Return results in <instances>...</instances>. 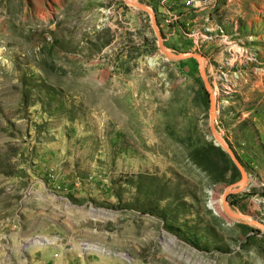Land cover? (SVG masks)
I'll use <instances>...</instances> for the list:
<instances>
[{"label":"rangeland","instance_id":"rangeland-1","mask_svg":"<svg viewBox=\"0 0 264 264\" xmlns=\"http://www.w3.org/2000/svg\"><path fill=\"white\" fill-rule=\"evenodd\" d=\"M0 264H264V0H0Z\"/></svg>","mask_w":264,"mask_h":264},{"label":"water","instance_id":"water-1","mask_svg":"<svg viewBox=\"0 0 264 264\" xmlns=\"http://www.w3.org/2000/svg\"><path fill=\"white\" fill-rule=\"evenodd\" d=\"M208 88L210 89L211 87L208 85ZM211 100H212V110H211V114L210 115L212 117V124H213L214 121H215V117H216V102H215L214 97H211ZM212 128L214 129V126L213 125H212ZM223 147H224V149L226 151H230L228 148H226L225 145Z\"/></svg>","mask_w":264,"mask_h":264},{"label":"bare ground","instance_id":"bare-ground-1","mask_svg":"<svg viewBox=\"0 0 264 264\" xmlns=\"http://www.w3.org/2000/svg\"><path fill=\"white\" fill-rule=\"evenodd\" d=\"M133 1V0H132ZM217 139H218V142L220 143V144H222L223 146L225 145V142L222 140V138L219 136V137H217ZM217 204H218V202L215 200V199H213L212 201H211V207L216 211V213L218 214V215H222V212L220 211V209H219V207L217 206Z\"/></svg>","mask_w":264,"mask_h":264}]
</instances>
